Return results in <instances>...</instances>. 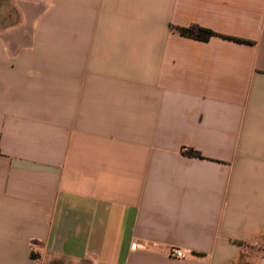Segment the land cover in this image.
<instances>
[{
	"label": "crops",
	"instance_id": "obj_1",
	"mask_svg": "<svg viewBox=\"0 0 264 264\" xmlns=\"http://www.w3.org/2000/svg\"><path fill=\"white\" fill-rule=\"evenodd\" d=\"M14 6L0 264H264V0Z\"/></svg>",
	"mask_w": 264,
	"mask_h": 264
},
{
	"label": "trees",
	"instance_id": "obj_2",
	"mask_svg": "<svg viewBox=\"0 0 264 264\" xmlns=\"http://www.w3.org/2000/svg\"><path fill=\"white\" fill-rule=\"evenodd\" d=\"M173 29L176 30L179 33V35H181L182 37L194 39L198 41H208L210 38L214 36H220L222 38H226L237 42L249 43V41L241 38L219 35L209 29L200 27L198 25H191L189 27H173ZM181 152L183 155L187 157H201V155L192 148H184L181 150Z\"/></svg>",
	"mask_w": 264,
	"mask_h": 264
},
{
	"label": "rangeland",
	"instance_id": "obj_3",
	"mask_svg": "<svg viewBox=\"0 0 264 264\" xmlns=\"http://www.w3.org/2000/svg\"><path fill=\"white\" fill-rule=\"evenodd\" d=\"M16 15L14 0H0V27L11 24Z\"/></svg>",
	"mask_w": 264,
	"mask_h": 264
},
{
	"label": "built area",
	"instance_id": "obj_4",
	"mask_svg": "<svg viewBox=\"0 0 264 264\" xmlns=\"http://www.w3.org/2000/svg\"><path fill=\"white\" fill-rule=\"evenodd\" d=\"M137 247H139V244L133 243V244L131 245V248H132V249L137 248ZM169 255H170L171 257L176 258V259H184L185 256H186L185 251L182 250V249H179V248H171V249L169 250Z\"/></svg>",
	"mask_w": 264,
	"mask_h": 264
}]
</instances>
